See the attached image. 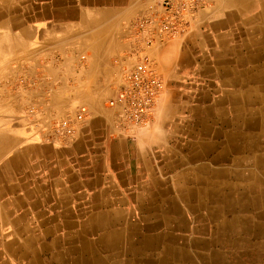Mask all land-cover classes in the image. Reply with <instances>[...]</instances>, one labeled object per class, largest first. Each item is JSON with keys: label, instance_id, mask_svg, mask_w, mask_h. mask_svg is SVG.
<instances>
[{"label": "crops", "instance_id": "1", "mask_svg": "<svg viewBox=\"0 0 264 264\" xmlns=\"http://www.w3.org/2000/svg\"><path fill=\"white\" fill-rule=\"evenodd\" d=\"M206 1L144 49L165 89L135 128L105 102L158 0H0V84L28 95L0 114V264H264V0Z\"/></svg>", "mask_w": 264, "mask_h": 264}, {"label": "built area", "instance_id": "2", "mask_svg": "<svg viewBox=\"0 0 264 264\" xmlns=\"http://www.w3.org/2000/svg\"><path fill=\"white\" fill-rule=\"evenodd\" d=\"M206 5V0H158V10L150 8L129 25L127 36L135 42L133 54L137 60L125 71L120 91L106 102L109 107L118 108L123 123L135 128L148 127L164 93V82L143 48L186 32L197 11ZM87 113L85 105H78L72 118L55 123L56 134L73 136L77 123L82 122Z\"/></svg>", "mask_w": 264, "mask_h": 264}, {"label": "rangeland", "instance_id": "3", "mask_svg": "<svg viewBox=\"0 0 264 264\" xmlns=\"http://www.w3.org/2000/svg\"><path fill=\"white\" fill-rule=\"evenodd\" d=\"M208 6H209V5H206L205 7L201 8V9H199V10L197 11L195 17H194V18L191 20V22L189 23V26H188L186 32H184V33H182V34H180V35H177V36H175V37H172V38H170V39H167L166 41H164V42H162V43H165V42H167V41H169V40H171V39H173V38H176V37H179V36H182V35L186 34V33L190 30V28L192 27L191 25H193V22H194L195 19L197 18L198 13H200L202 10H204V9L207 8ZM133 42H134V41H133ZM134 44H135V42H134ZM156 44H158V43H156ZM159 44H161V43H159ZM148 48H149V47H148ZM144 49H146V47L143 48V51H144ZM144 53L147 54L146 52H144ZM147 55H148V54H147ZM133 56H134V58H135V62H136L137 58L135 57L134 54H133ZM148 57H149V59L151 60V63H152V65H153V67L155 68L157 74H158V75L162 78V80H163V76H162L160 70H159L158 67H157V63H156V61H155L154 59H152L149 55H148ZM134 64H135V63H134ZM163 82H164V81H163ZM171 86H172V85H171ZM68 93L71 94V95H74L73 91H69ZM76 93H77V92H76ZM14 96H15L16 98H19V115H20L21 117L26 116V115L28 114V109H27L26 106H24V103H25V101H26L27 98H28L27 90L25 89V87H24L23 85H19V88H18L17 85H11L10 81H9V82H1V84H0V114H1V113L9 114V115L11 114V111H12V110H11V106H14V104H13V102H12ZM15 97H14V98H15ZM71 99H74V97L72 96ZM80 104H81L80 102H76V100H74V102L72 103V105L75 106L74 111L71 112V113H67V114H66V117H62V118H60L59 120L64 119V118H67V117H71V118H72V117L74 116L75 112H76V108H77L78 105H80ZM3 105H5V106H3ZM105 105L108 106V105L106 104V102H105ZM2 106L4 107V110H2ZM108 107H109V106H108ZM16 110H17V106H16ZM16 112H18V111H16ZM155 113H156V111H155ZM59 120H57V121H59ZM57 121H56V122H57ZM56 122H55V123H56ZM79 123H80V122H79ZM79 123H77V124H79ZM54 125H55V124H54ZM53 128H54V126H53ZM145 128H146V127H145ZM64 138H67V137H64ZM68 138H69V137H68Z\"/></svg>", "mask_w": 264, "mask_h": 264}, {"label": "bare ground", "instance_id": "4", "mask_svg": "<svg viewBox=\"0 0 264 264\" xmlns=\"http://www.w3.org/2000/svg\"><path fill=\"white\" fill-rule=\"evenodd\" d=\"M231 4V3H230ZM144 52V51H143ZM151 61V60H150ZM261 81V80H260ZM264 110V109H263ZM88 114V113H87ZM9 169H11V168H9ZM1 172H2V169H1ZM3 175H5V174H3ZM9 177V176H8ZM4 178V177H3ZM2 178V179H3ZM1 184V183H0ZM13 201V200H12ZM13 205V204H12ZM145 207V206H144ZM141 209V208H140ZM142 210V209H141ZM33 211V210H32ZM140 211V210H139ZM7 218V217H6ZM9 219V218H8ZM8 221V220H7ZM9 223V222H8ZM10 229H11V227H10ZM16 231V230H15ZM9 233V232H8ZM7 233V234H8ZM11 233H13V232H11ZM15 233V232H14ZM18 236V235H17ZM76 236V235H75ZM95 238V237H94ZM18 240V239H17ZM95 240V239H94ZM106 241V240H105ZM112 241V240H111ZM15 242V241H14ZM89 242V241H88ZM106 243V242H105ZM15 244V243H14ZM91 244V243H90ZM86 246V245H85ZM92 246V245H91ZM99 246H100V244H99ZM91 250V249H90ZM94 250V249H93ZM132 250V249H131ZM10 251V250H9ZM65 253H66V251H65ZM96 253V252H95ZM67 254V253H66ZM63 255V254H62ZM69 255V254H68ZM89 255V254H88ZM71 257V256H70ZM73 257V256H72ZM71 257V258H72ZM86 258V257H85ZM100 259V258H99ZM64 260V259H63ZM70 260V259H69ZM104 260V259H103ZM99 261V260H98ZM101 261V260H100ZM63 263H65V262H62V264ZM74 263V262H73ZM94 263V262H93ZM96 263V262H95ZM105 263V262H104ZM59 264V263H58ZM72 264V263H71ZM75 264V263H74ZM97 264H99V263H97Z\"/></svg>", "mask_w": 264, "mask_h": 264}]
</instances>
